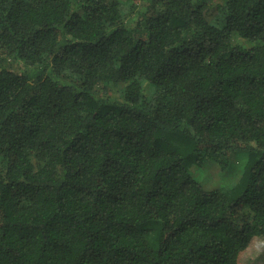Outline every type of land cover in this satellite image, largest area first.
<instances>
[{
    "label": "trees",
    "instance_id": "trees-1",
    "mask_svg": "<svg viewBox=\"0 0 264 264\" xmlns=\"http://www.w3.org/2000/svg\"><path fill=\"white\" fill-rule=\"evenodd\" d=\"M140 1L0 0V264H264V0Z\"/></svg>",
    "mask_w": 264,
    "mask_h": 264
},
{
    "label": "rangeland",
    "instance_id": "rangeland-1",
    "mask_svg": "<svg viewBox=\"0 0 264 264\" xmlns=\"http://www.w3.org/2000/svg\"><path fill=\"white\" fill-rule=\"evenodd\" d=\"M225 0H217L218 3H224ZM138 5H140V0H135ZM135 15L131 16L134 17ZM131 19V18H130ZM116 95V94H115ZM117 96V95H116ZM241 158H237L235 161V164L237 165V168L240 167L244 161ZM240 164V165H239ZM232 168L228 171L220 170L217 165L211 163V162H205L202 166H195L193 167V173L194 175L201 180V182L204 184V186L208 189H214V188H222L224 186H231L237 178H238V169ZM233 182V183H231ZM230 183V184H229Z\"/></svg>",
    "mask_w": 264,
    "mask_h": 264
}]
</instances>
